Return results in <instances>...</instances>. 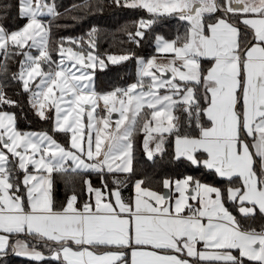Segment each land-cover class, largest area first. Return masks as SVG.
I'll list each match as a JSON object with an SVG mask.
<instances>
[{"label":"snow or ice","instance_id":"obj_1","mask_svg":"<svg viewBox=\"0 0 264 264\" xmlns=\"http://www.w3.org/2000/svg\"><path fill=\"white\" fill-rule=\"evenodd\" d=\"M105 7L133 17L120 54H101L99 24L53 40L65 14ZM128 62L132 82L99 87L97 69ZM29 112L46 127L20 129ZM9 254L264 264V0H0V264Z\"/></svg>","mask_w":264,"mask_h":264},{"label":"trees","instance_id":"obj_2","mask_svg":"<svg viewBox=\"0 0 264 264\" xmlns=\"http://www.w3.org/2000/svg\"><path fill=\"white\" fill-rule=\"evenodd\" d=\"M79 0H56L57 5L61 12L64 11L69 5L78 3ZM95 3L96 0H93ZM102 3L103 0H100ZM133 17L122 11L114 10L105 7L102 12L94 11V14L83 17L82 20H73L67 14L59 21L61 27H53V40L58 41L60 37H80L83 35L91 24H99L103 31L107 33L99 42V51L101 54L111 53L120 54L122 50L126 49L128 45H121V34L116 31L120 25L130 22ZM22 23V22H21ZM177 27L175 22L170 23L161 29L166 35L174 33ZM137 52L143 56H150L151 49L145 47L144 49H137ZM135 70L133 62H128L125 66H121L119 72L115 71L113 66H109V69L101 72L97 69V84L100 88H108L112 83L119 82L120 84H127L132 82L134 78ZM19 112V110H16ZM18 127L22 130H40L46 125L43 122L37 120L30 112L27 115H21L18 120ZM139 156V153H138ZM200 175L199 173H196ZM207 182L212 183L213 178L211 176L205 177ZM93 183H97V178L92 176ZM59 198H62V191L57 193ZM2 264H31L25 258L15 257L9 254Z\"/></svg>","mask_w":264,"mask_h":264},{"label":"rangeland","instance_id":"obj_3","mask_svg":"<svg viewBox=\"0 0 264 264\" xmlns=\"http://www.w3.org/2000/svg\"><path fill=\"white\" fill-rule=\"evenodd\" d=\"M159 62V61H158ZM116 117H115V114H114V119H115Z\"/></svg>","mask_w":264,"mask_h":264},{"label":"crops","instance_id":"obj_4","mask_svg":"<svg viewBox=\"0 0 264 264\" xmlns=\"http://www.w3.org/2000/svg\"><path fill=\"white\" fill-rule=\"evenodd\" d=\"M116 117V116H115Z\"/></svg>","mask_w":264,"mask_h":264}]
</instances>
